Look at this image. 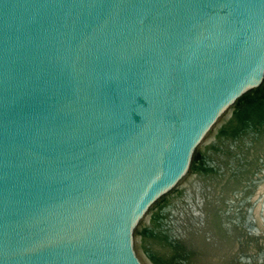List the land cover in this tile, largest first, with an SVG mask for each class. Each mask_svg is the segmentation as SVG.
I'll list each match as a JSON object with an SVG mask.
<instances>
[{
	"label": "water",
	"instance_id": "1",
	"mask_svg": "<svg viewBox=\"0 0 264 264\" xmlns=\"http://www.w3.org/2000/svg\"><path fill=\"white\" fill-rule=\"evenodd\" d=\"M0 264H264V0H0Z\"/></svg>",
	"mask_w": 264,
	"mask_h": 264
}]
</instances>
